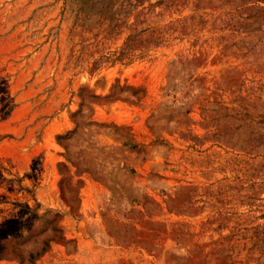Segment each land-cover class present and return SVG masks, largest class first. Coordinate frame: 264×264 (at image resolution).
Listing matches in <instances>:
<instances>
[{
	"label": "rangeland",
	"instance_id": "obj_1",
	"mask_svg": "<svg viewBox=\"0 0 264 264\" xmlns=\"http://www.w3.org/2000/svg\"><path fill=\"white\" fill-rule=\"evenodd\" d=\"M0 264H264V0H0Z\"/></svg>",
	"mask_w": 264,
	"mask_h": 264
}]
</instances>
